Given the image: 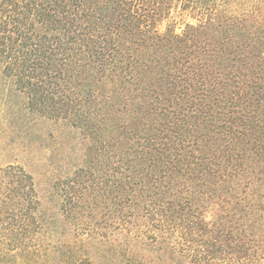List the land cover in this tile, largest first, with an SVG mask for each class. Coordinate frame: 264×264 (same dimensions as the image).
Returning a JSON list of instances; mask_svg holds the SVG:
<instances>
[{
    "label": "trees",
    "instance_id": "trees-1",
    "mask_svg": "<svg viewBox=\"0 0 264 264\" xmlns=\"http://www.w3.org/2000/svg\"><path fill=\"white\" fill-rule=\"evenodd\" d=\"M0 264H264V0H0Z\"/></svg>",
    "mask_w": 264,
    "mask_h": 264
},
{
    "label": "rangeland",
    "instance_id": "rangeland-1",
    "mask_svg": "<svg viewBox=\"0 0 264 264\" xmlns=\"http://www.w3.org/2000/svg\"><path fill=\"white\" fill-rule=\"evenodd\" d=\"M181 29H182V28H181V27H179V28H178V31H181Z\"/></svg>",
    "mask_w": 264,
    "mask_h": 264
}]
</instances>
